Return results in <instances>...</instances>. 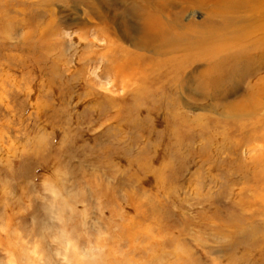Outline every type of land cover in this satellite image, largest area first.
Listing matches in <instances>:
<instances>
[{
    "label": "rangeland",
    "instance_id": "rangeland-1",
    "mask_svg": "<svg viewBox=\"0 0 264 264\" xmlns=\"http://www.w3.org/2000/svg\"><path fill=\"white\" fill-rule=\"evenodd\" d=\"M191 3L0 0V264H264V59L135 79L171 55L141 17L201 24Z\"/></svg>",
    "mask_w": 264,
    "mask_h": 264
},
{
    "label": "bare ground",
    "instance_id": "bare-ground-1",
    "mask_svg": "<svg viewBox=\"0 0 264 264\" xmlns=\"http://www.w3.org/2000/svg\"><path fill=\"white\" fill-rule=\"evenodd\" d=\"M193 4H196L197 6H203L206 10V18L203 22H201V24H193L190 22V25L188 24L183 27L181 26L182 28L178 29L176 28L177 25H175V22L173 23L166 21L165 15L162 16L164 19L160 16H150L149 14L141 17L142 20H147L149 26L155 25V23L156 28H164L169 26L168 30L170 32H165L162 30L160 36L163 38L162 43L171 49L169 52L171 55L169 54L170 58L159 62V64L153 70L145 68L143 72L135 79L141 80L142 83H145L146 85L149 83L148 79L152 75L157 79V81H168V79L172 77L177 78L175 73L173 74L175 76H173L169 73L170 71H168V66H171L172 64H176L172 66H177V74H181L180 79H182L183 75L187 72L186 68L192 65L193 62H205V67L198 71L197 75L200 83L203 82L204 84L209 85V87L214 85L219 89V87H222L226 83L229 84V82H232L231 87H234L233 83L238 81V74L242 75L244 78L249 76L248 73H245L246 70L244 66H248L250 64H253L254 66L258 61L264 59V53L260 49V45L264 43V34L257 32L262 26L264 27V0H192L191 5ZM146 6L147 5L144 4L143 9L137 10L136 13L134 12V14H131L134 16H139L142 13H148V9V11H144ZM223 22H225V24ZM167 23L173 24L168 25ZM249 27H251L253 30L249 31ZM174 29L175 31L171 32ZM228 41H234L232 42L233 45L229 44ZM109 42H112V40L107 38V45L111 47ZM113 43H115L114 40ZM123 48L124 46H122V49ZM244 48H252L253 51L245 53L243 50ZM129 53L131 52L127 51V54ZM156 58L157 57L151 56L148 63H153ZM117 59L119 58L117 57ZM167 61H172V64H167ZM132 62L133 61L125 60L123 63L118 64L121 66L119 67V70H117V73L120 74L124 70L128 71L129 68L123 69V66L131 65ZM140 62H143L142 58ZM160 68H163L166 71H164V73L161 75H155V73L160 71ZM247 68L249 69V67ZM241 70L245 71L241 73ZM255 83H258L256 87L258 90L263 86L260 80L259 82H254V85ZM222 94L223 93L220 91L219 97H222ZM260 101L261 100H259L258 103L256 101L254 104L248 103L246 100H244L242 101L241 105L236 104L237 106H227L226 108H223V110L228 114H234L239 112L240 106H243V108H245L244 111H247L249 114H254V112L258 111L260 107H262ZM188 118L190 117L187 114L183 115V120ZM254 139L258 142L261 139L264 140V136L262 133L258 132ZM178 260L181 263V260Z\"/></svg>",
    "mask_w": 264,
    "mask_h": 264
}]
</instances>
